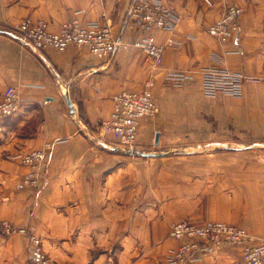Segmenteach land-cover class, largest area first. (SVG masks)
<instances>
[{
	"label": "crops",
	"instance_id": "0c3cea01",
	"mask_svg": "<svg viewBox=\"0 0 264 264\" xmlns=\"http://www.w3.org/2000/svg\"><path fill=\"white\" fill-rule=\"evenodd\" d=\"M161 1L179 20L173 32L152 33L176 44L155 71L158 110L141 120L136 152H128L102 144L98 127L113 95L142 90L152 73L138 45L148 33L128 16L133 0H0V100L13 87L22 104L0 125V220L32 227L57 264H162L180 242L171 225L186 217L264 239V0ZM230 4L244 8L240 28L220 42L208 27ZM26 18L54 31L72 18L109 25L125 46L110 58L74 44L37 50L17 30ZM207 66L245 73L241 94H207ZM196 129L199 157L187 155L192 145L182 154L152 142L162 130L187 137ZM33 149L47 155L37 186L25 181L31 168L21 161ZM211 247L188 264H245L239 244ZM36 255L25 234L0 239V264Z\"/></svg>",
	"mask_w": 264,
	"mask_h": 264
},
{
	"label": "built area",
	"instance_id": "2783aa9c",
	"mask_svg": "<svg viewBox=\"0 0 264 264\" xmlns=\"http://www.w3.org/2000/svg\"><path fill=\"white\" fill-rule=\"evenodd\" d=\"M211 4V1L208 0ZM244 8L230 4L222 16L208 27L211 36L220 42L233 41L240 28V18ZM129 19L142 31L148 33L138 43L145 53V61L151 66L152 73L146 79L140 91L121 90L113 95V108L109 117L99 123L100 142L107 146L116 145L128 152H136L138 132L141 120L153 116L158 110L153 88L155 71L162 65L165 49L175 45L170 36L165 43H158L152 33L154 29H166L173 32L178 23V16L161 0H133L128 11ZM22 43L43 50L53 47L64 50L74 44L89 49L100 58H110L125 43L115 36L109 25L100 23H83L78 18L65 21L59 30L50 28L45 19L26 18L17 26ZM180 79L178 75H172ZM246 78L242 71H234L224 66H207L203 69L204 90L209 95L227 93L240 95L243 81ZM20 97L13 87H8L0 100V125L5 118L14 115L21 107ZM46 151L33 149L22 155L21 161L31 168L25 181L37 186L39 174L46 166ZM9 232H21L29 237L34 252L38 257L28 264H54L43 252V241L35 234L32 227L16 226L5 222ZM171 235L180 242L171 249L164 264H188L197 261L210 251L212 244H239L245 264H264V240H257L242 226L221 220L203 222L185 219L172 225Z\"/></svg>",
	"mask_w": 264,
	"mask_h": 264
},
{
	"label": "rangeland",
	"instance_id": "374dc122",
	"mask_svg": "<svg viewBox=\"0 0 264 264\" xmlns=\"http://www.w3.org/2000/svg\"><path fill=\"white\" fill-rule=\"evenodd\" d=\"M166 92L164 91L163 92V98H164V102H165V107H166V111H168V108H169V87L166 86ZM200 130L196 129L194 130L193 134L191 135H188L187 137L186 136H175V135H172L171 133H168L167 130L163 131L162 132H159V142L160 144H162V147H164L165 149H173V152H174V149H177L178 152H182V154H184L183 151H185V148H183L185 145H192L190 146V149L194 150L193 153L189 152L187 153V155H190V156H193V157H199V154H201L199 151H197L198 147H196L197 144H199L201 142V139L203 138L202 135H200ZM153 143H157L156 142V134H155V141H152ZM177 147H182V148H177ZM192 147V148H191ZM196 150V151H195ZM168 154H171V153H168ZM173 154V153H172ZM196 171H199V169H196ZM200 184L198 183V186ZM185 219H188L187 217L186 218H182L180 219L179 221L181 220H185ZM5 222H8V221H3V220H0V239L1 241H6L10 236L14 235V234H23L21 232H12V233H9L6 229H5ZM177 222V221H176ZM198 222H201V221H198ZM203 222V221H202ZM175 223V222H174ZM173 223V224H174ZM13 224V223H12ZM172 224V225H173ZM15 225V224H14ZM172 225H171V228H172ZM17 226V225H16ZM36 234V233H35ZM171 234V232H170ZM24 235V234H23ZM37 235V234H36ZM172 236V235H171ZM173 237V236H172ZM255 237V236H254ZM41 238V237H40ZM257 239V237H255ZM176 239V238H175ZM178 240V239H177ZM257 240H264V239H257ZM178 246V245H177ZM176 246V247H177ZM241 246V245H240ZM44 247V246H43ZM242 247V246H241ZM175 248V247H174ZM173 249V248H172ZM34 250V248H33ZM35 251V250H34ZM171 251V250H170ZM169 251V252H170ZM43 252L49 256L52 261L54 262V264H57L56 261L46 252L45 249H43ZM168 252V254H169ZM167 254V255H168ZM167 255L166 257L164 258L163 260V263H165L166 259H167ZM38 257V255H36ZM36 257V258H37ZM32 261V260H31ZM28 262H26V264H28Z\"/></svg>",
	"mask_w": 264,
	"mask_h": 264
},
{
	"label": "water",
	"instance_id": "95a60500",
	"mask_svg": "<svg viewBox=\"0 0 264 264\" xmlns=\"http://www.w3.org/2000/svg\"><path fill=\"white\" fill-rule=\"evenodd\" d=\"M156 142H159V133L156 134Z\"/></svg>",
	"mask_w": 264,
	"mask_h": 264
}]
</instances>
